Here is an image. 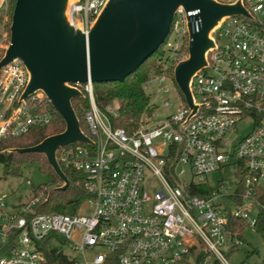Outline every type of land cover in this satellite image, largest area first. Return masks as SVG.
Masks as SVG:
<instances>
[{
    "label": "built area",
    "instance_id": "obj_1",
    "mask_svg": "<svg viewBox=\"0 0 264 264\" xmlns=\"http://www.w3.org/2000/svg\"><path fill=\"white\" fill-rule=\"evenodd\" d=\"M6 1L0 0V12ZM107 1H72L71 23L88 33ZM242 2L251 17L222 20L212 33L216 46L207 66L191 80L196 110L169 65L190 42L189 23L196 22L199 10L178 8L163 43L168 54L164 72L145 83V89L158 86L154 99L148 94L156 110L161 94L170 91L164 82L171 81L181 99L176 113L151 122L144 115L130 134L111 121L119 104L116 111L111 104L104 111L93 82L72 83L88 92L89 133H84L92 143L62 147L57 159L83 174L89 198L77 213L42 212L35 209L39 198L17 204L0 192V264H50L49 244L63 253L66 264H264V230L257 227L264 212V0ZM0 34L1 49L7 35ZM28 81L19 58L0 68V139L51 119L48 112L31 113L24 106L30 97L48 99L43 91L20 100ZM162 104L171 105L168 99ZM241 124H248L244 134ZM230 164L236 165L238 177L242 172L234 191L210 186L207 193L192 192ZM250 236L261 238L262 245L251 246L245 258L233 263Z\"/></svg>",
    "mask_w": 264,
    "mask_h": 264
},
{
    "label": "water",
    "instance_id": "obj_2",
    "mask_svg": "<svg viewBox=\"0 0 264 264\" xmlns=\"http://www.w3.org/2000/svg\"><path fill=\"white\" fill-rule=\"evenodd\" d=\"M72 1L15 0L9 44L0 58V68L19 58L29 72L20 100L43 91L66 122L63 132L36 145L7 149L45 154L64 182L60 189L70 182L57 159L58 150L73 143H92L72 102L84 93L72 83L125 81L165 42L178 8L199 10L196 22L189 23V55L175 67V81L196 110L190 83L207 66V55L216 46L213 31L227 16L251 17L242 0H108L87 33L68 17Z\"/></svg>",
    "mask_w": 264,
    "mask_h": 264
},
{
    "label": "trees",
    "instance_id": "obj_3",
    "mask_svg": "<svg viewBox=\"0 0 264 264\" xmlns=\"http://www.w3.org/2000/svg\"><path fill=\"white\" fill-rule=\"evenodd\" d=\"M15 0L11 1V11H13ZM12 15V12H11ZM161 47L149 57L136 72L129 75L123 82H96L93 83V90L97 105L104 111L115 100L118 101L119 107L117 115L110 114L111 121L115 127H122L132 134L141 124L144 115L151 117L155 111V106L150 104V96L146 92L145 83L152 74H161L164 72L167 63L163 49ZM3 51L0 49V57ZM189 55V43L183 47L180 58L169 65L171 73L175 70L176 65ZM83 95L73 98V106L80 120L84 132L89 133L86 123V111L90 108V99L88 92L83 88ZM24 106L31 113L48 112L51 119L46 124L33 125L29 130L16 137H7L0 139V164L3 168V176H23V170L27 165H35L38 170L47 178L46 182L40 183L33 187V198H39L35 209L42 212H62L77 213L80 212L89 198V193L85 188L83 174L72 168L61 165L63 171L69 179V185L60 189L64 182L57 175L50 165L45 154L41 152H24L8 151L9 148L28 147L36 145L46 137L63 132L66 129V122L63 117L56 111L51 102L46 99L28 98ZM75 146H81L75 144ZM242 178V172L240 176ZM243 189L240 184L239 191ZM209 185L198 186L194 193L204 194L211 191ZM230 199L233 196H226ZM261 197H264L262 193ZM261 222L258 224V230H264V212L260 214ZM50 264H66V257L63 253L58 252L57 248L50 244L45 247ZM60 262H56V261Z\"/></svg>",
    "mask_w": 264,
    "mask_h": 264
},
{
    "label": "rangeland",
    "instance_id": "obj_4",
    "mask_svg": "<svg viewBox=\"0 0 264 264\" xmlns=\"http://www.w3.org/2000/svg\"><path fill=\"white\" fill-rule=\"evenodd\" d=\"M11 1L7 0L5 3L4 8L0 12V23L3 25V30L0 28V33L3 31L7 37L5 39L6 44L3 43L1 50L5 51L9 44V27L11 23ZM1 37V34H0ZM3 55V54H2ZM168 54H164L165 57ZM1 58V57H0ZM164 86H168L170 91L168 93H162L161 98L158 100L157 105L158 108L153 112L149 119L151 122V118L154 117L155 119H163L166 116L176 113L180 108L181 99L179 95L173 89V83L171 81L164 82ZM158 86L156 83H151L149 87L146 88V92L154 99L157 94ZM164 99H168L171 103L170 106L166 107L162 104ZM118 101L115 100L111 105L110 108L113 111H116V106ZM153 118V120H154ZM246 125L248 124H241V134H244L247 130ZM236 165L230 164L226 166L221 171L215 172L211 174L207 179V185L220 188L222 192H232L237 187L239 182V177L236 173ZM23 176L15 177V176H3V168L0 164V192L7 194V200L12 203L21 204L28 201L32 194H33V187H36L40 183L46 182L47 178L43 175L35 165H27L23 170ZM187 181H190V175L186 176ZM27 180L30 181V184L27 183ZM156 181H151V186H156ZM85 206V205H83ZM249 244H245L240 248V251L231 258L233 263H237L242 258H245V252L255 246L262 245V239L258 236H250L248 238ZM252 246V247H251ZM256 257H250L249 261L255 260Z\"/></svg>",
    "mask_w": 264,
    "mask_h": 264
}]
</instances>
